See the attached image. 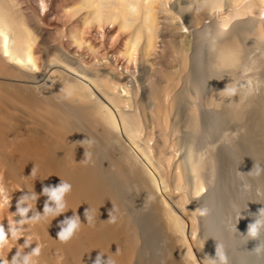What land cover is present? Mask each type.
<instances>
[{"label":"bare ground","instance_id":"obj_1","mask_svg":"<svg viewBox=\"0 0 264 264\" xmlns=\"http://www.w3.org/2000/svg\"><path fill=\"white\" fill-rule=\"evenodd\" d=\"M45 3L63 27L42 24ZM254 164L264 169V0H0V224L22 233L0 262L19 252L24 264L39 245L35 264H92L98 252L212 264L218 250L228 264H264ZM60 180L72 185L67 210L44 215L56 205L42 189ZM75 212L80 230L62 243L59 222Z\"/></svg>","mask_w":264,"mask_h":264},{"label":"clouds","instance_id":"obj_2","mask_svg":"<svg viewBox=\"0 0 264 264\" xmlns=\"http://www.w3.org/2000/svg\"><path fill=\"white\" fill-rule=\"evenodd\" d=\"M227 90V84L224 87L223 90L220 91H226ZM229 134L225 133V137H227ZM232 139H237L239 136V133L233 132L231 133ZM85 140H88V143L91 144L93 141L90 138H85L81 140L80 145L83 146V142ZM84 160L90 161L91 160V153L90 152H85L84 151ZM254 168H256V174L259 175L261 171H264V169H261L259 165L254 164ZM34 169L31 170V174H34ZM72 190V185L68 183L67 181L60 180V183L56 185L55 187L52 186H47L42 189L43 193L48 196V198L52 201L55 202L56 207L50 208L47 204V201L44 204L43 207V213L44 215L51 214L53 217H55L57 214L64 212L67 210L66 207V200L65 196L66 194L70 193ZM36 194L33 193L31 201L28 203V208L33 207V201L36 199ZM22 200H27L28 197H21ZM5 204L8 206L10 205V200L4 195V189L0 187V207H3ZM28 208H23V209H18L20 214L23 216L24 213L28 211ZM88 208L84 210V217L85 220L89 222V224H92L93 217L88 215ZM203 214V213H202ZM39 219V214L35 217H33L30 221H20V223H27V222H36ZM110 223H115L116 222V217L112 215V209L109 210L108 212V219ZM59 223H66L67 226L63 227L60 231L57 232V239H59L62 243H67L69 240H71L74 235L80 230L81 227V222L79 215L73 213V218L71 220H66V221H61ZM259 221H256L255 224H258ZM255 224L249 227L248 232L250 233V238L256 239L258 236V229L256 228ZM9 233L11 237L15 240H18V238L22 237V233L17 230L14 225H10L8 232L5 231V228L3 224H0V249L4 248L6 245L9 243ZM29 242H25V246H28ZM10 250V249H9ZM117 251V250H116ZM40 254V246L37 245L34 247L31 251V253H28L24 256V264H35L33 257L39 256ZM19 255V252L16 253L10 262V264H17L16 257ZM104 254L98 252L95 259L93 260L92 264H116V261L111 258H106L104 259ZM216 258L219 260V264H228V258L227 256L222 252V251H217L216 252ZM216 258H212V264H216ZM0 264H8V262H0Z\"/></svg>","mask_w":264,"mask_h":264},{"label":"rangeland","instance_id":"obj_3","mask_svg":"<svg viewBox=\"0 0 264 264\" xmlns=\"http://www.w3.org/2000/svg\"><path fill=\"white\" fill-rule=\"evenodd\" d=\"M37 2H38V1L34 2V4L37 3ZM46 4H47V3L44 4V8L49 9L48 11H51L50 9H52V12L50 13L51 17H53L55 14H56V15L54 16L53 19L51 18L52 21H51V19H50V15H49V16H48L49 18L47 17V18H46L47 20L45 19V21H47V24H45L46 22H45L44 20H42V21H43L42 24L44 23V26L46 25V27H47L48 25L51 24L52 26H48V27H51V28H52V27H53V28L55 27L54 29L56 30V28H58L59 26L62 25V23H61L58 19H57L58 21L55 20L57 23H56L55 21H53L54 19H56V18L58 17V11H59V10H56V11H55L54 8L49 7L48 4H47V6H45ZM31 6H34V5L31 4ZM35 6H36V7L38 6V8H39L41 5H40L39 2H38V5H35ZM35 6H34V7H35ZM34 7H32V8L30 7L31 9H30V8H29V9L32 10V11H36V10H37L38 12H39L40 9H42V11H43V9H44L43 7H41L40 9H38V8L35 7V8H36V9H35ZM33 8H34L35 10H34ZM46 9H44V11H45ZM40 11H41V10H40ZM39 13H40V12H39ZM54 13H55V14H54ZM53 14H54V15H53ZM48 19H50V21H48ZM49 22H51V23H49ZM53 23H55V24H53ZM59 23H60L61 25H60ZM56 24H57V25L59 24V25L57 26ZM55 25H56V26H55ZM48 27H47V28H48ZM62 27H63V25H62ZM48 29L50 30V28H48ZM51 30H53V29H51ZM53 31H54V30H53ZM62 33H63V32H62ZM62 35H63V34H62ZM62 35H61V36H62ZM61 36H58V38H57V37H56V38H57L58 41L61 43V45H63V47H64V45L66 44V43L63 41V37H64V35H63L62 37H61ZM105 36H107V37H105ZM114 36H115V35H114ZM114 36H113V38L111 37V39L114 40V39L117 38V35H116V38H114ZM59 37H61L62 42H61V40H60ZM102 37H103V38H107V39H106L107 41L104 40L103 38H102V40L100 39L101 41H99V39H98L99 37H98V38H97V41H99V42L101 43V44H100V43H97L98 46L103 45L104 43H108V44H106V46L109 47V42H110L111 40H110V38L108 39V37H110V36H109V35H103ZM52 39H53V38H52ZM54 39H55V38H54ZM54 39H53V40H54ZM53 40H51V41L53 42ZM46 41H48V42H46L47 44L45 45V48L47 49V48H49V46L51 45L52 42L50 41V39H47ZM102 41H104V42H102ZM105 41H106V42H105ZM116 41H117V39H116ZM54 42L56 43V40H55ZM59 42H57V43H59ZM48 43H49V44H48ZM62 43H63V44H62ZM102 43H103V44H102ZM111 43H112V47H113L114 44H115L116 42L113 44V41H112ZM111 43H110V44H111ZM66 45H67V44H66ZM66 45H65V47H66ZM110 46H111V45H110ZM66 48H67V47H66ZM102 48H103V49L106 48V47H105V44H104V47H103V46H102V47L100 46L101 51H102ZM75 51H76V50H75ZM77 51H78V50H77ZM77 51H76V54H81V55H83V58L86 57L83 53H79L80 51H78V52H77ZM44 53H45V52H44ZM71 53H72L73 55L75 54V52H72V51H71ZM49 54H50V51H49ZM74 56H75V55H74ZM77 56H79L80 59L82 58V56H80V55H76V57H77ZM77 58H78V57H77ZM83 58H82V59H83ZM84 59H85V60H84ZM84 59H83L84 61H88L87 58H84ZM131 64H132V63H131ZM138 65H139V64H138ZM132 66H133V65H132ZM132 66H131V68H132ZM138 68H139V66H138ZM139 81H140V80H139ZM139 81H138V82H139ZM140 96H141V94H140ZM140 96H139V98H140ZM239 214H241V213H239V212H238V213H237V212L234 213L235 216H239ZM232 222H233V224H231L232 227H234V228L237 230V229H238V226H237L236 222L233 221V219H232ZM11 225H15V220L11 222Z\"/></svg>","mask_w":264,"mask_h":264}]
</instances>
